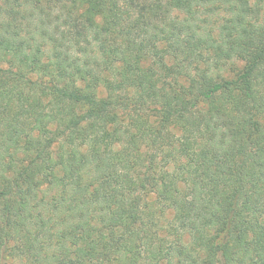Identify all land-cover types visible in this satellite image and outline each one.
I'll return each instance as SVG.
<instances>
[{
  "label": "trees",
  "instance_id": "1",
  "mask_svg": "<svg viewBox=\"0 0 264 264\" xmlns=\"http://www.w3.org/2000/svg\"><path fill=\"white\" fill-rule=\"evenodd\" d=\"M0 264H264V0H0Z\"/></svg>",
  "mask_w": 264,
  "mask_h": 264
}]
</instances>
